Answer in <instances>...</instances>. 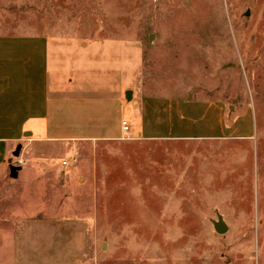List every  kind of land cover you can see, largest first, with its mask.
Returning a JSON list of instances; mask_svg holds the SVG:
<instances>
[{"label": "rangeland", "instance_id": "obj_1", "mask_svg": "<svg viewBox=\"0 0 264 264\" xmlns=\"http://www.w3.org/2000/svg\"><path fill=\"white\" fill-rule=\"evenodd\" d=\"M34 34L103 44L137 93L247 112L252 137L0 144V264H264V0H0V35Z\"/></svg>", "mask_w": 264, "mask_h": 264}, {"label": "crops", "instance_id": "obj_2", "mask_svg": "<svg viewBox=\"0 0 264 264\" xmlns=\"http://www.w3.org/2000/svg\"><path fill=\"white\" fill-rule=\"evenodd\" d=\"M100 48L40 34L0 35V146L24 134L46 145L120 139L123 120L131 135L150 140L252 137L247 112L228 123L219 102L188 103L126 88L113 75L119 67ZM24 171L37 177L57 173L52 167Z\"/></svg>", "mask_w": 264, "mask_h": 264}, {"label": "built area", "instance_id": "obj_3", "mask_svg": "<svg viewBox=\"0 0 264 264\" xmlns=\"http://www.w3.org/2000/svg\"><path fill=\"white\" fill-rule=\"evenodd\" d=\"M122 130H123V133H122L121 138H124V139L129 138L131 135L130 134V124L128 123L127 120L122 121ZM7 161H8V163L11 162V163H14L16 165H21L24 163L23 159H15V160L12 159V160H7ZM68 163H72V162H69L68 160L63 161L64 165H67Z\"/></svg>", "mask_w": 264, "mask_h": 264}, {"label": "water", "instance_id": "obj_4", "mask_svg": "<svg viewBox=\"0 0 264 264\" xmlns=\"http://www.w3.org/2000/svg\"><path fill=\"white\" fill-rule=\"evenodd\" d=\"M128 94H130V92H128ZM10 170H11V176H12L13 178H17L18 175H19V171L21 170V167H20V166H16V165L11 164V166H10ZM217 230H218L219 232H222V231L224 230V228H223V222H219V223L217 224Z\"/></svg>", "mask_w": 264, "mask_h": 264}]
</instances>
